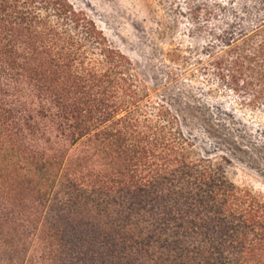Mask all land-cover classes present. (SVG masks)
<instances>
[{"label":"trees","instance_id":"1","mask_svg":"<svg viewBox=\"0 0 264 264\" xmlns=\"http://www.w3.org/2000/svg\"><path fill=\"white\" fill-rule=\"evenodd\" d=\"M190 10L183 71L264 111V0ZM228 166L69 0H0V264H264V195Z\"/></svg>","mask_w":264,"mask_h":264},{"label":"rangeland","instance_id":"2","mask_svg":"<svg viewBox=\"0 0 264 264\" xmlns=\"http://www.w3.org/2000/svg\"><path fill=\"white\" fill-rule=\"evenodd\" d=\"M69 1L130 58L152 98L177 115L198 150L227 157L230 180L264 195V111L217 89L193 64L183 71V57L196 56L210 40L199 28L202 17L190 10L195 0ZM168 51L177 59L170 61Z\"/></svg>","mask_w":264,"mask_h":264}]
</instances>
